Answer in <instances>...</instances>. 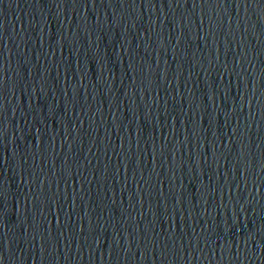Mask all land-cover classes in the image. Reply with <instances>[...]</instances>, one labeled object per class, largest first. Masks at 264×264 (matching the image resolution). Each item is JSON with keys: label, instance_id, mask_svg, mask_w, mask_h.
<instances>
[{"label": "water", "instance_id": "obj_1", "mask_svg": "<svg viewBox=\"0 0 264 264\" xmlns=\"http://www.w3.org/2000/svg\"><path fill=\"white\" fill-rule=\"evenodd\" d=\"M0 264H264V0H0Z\"/></svg>", "mask_w": 264, "mask_h": 264}]
</instances>
